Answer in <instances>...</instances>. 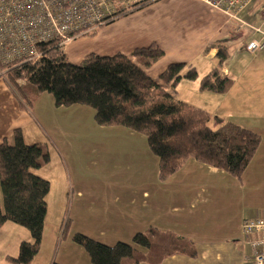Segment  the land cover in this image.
<instances>
[{
    "label": "trees",
    "instance_id": "trees-1",
    "mask_svg": "<svg viewBox=\"0 0 264 264\" xmlns=\"http://www.w3.org/2000/svg\"><path fill=\"white\" fill-rule=\"evenodd\" d=\"M156 1L149 0L135 10ZM135 10L121 13L118 18ZM213 48L218 50V65L200 78L199 89L223 93L227 78L222 70L232 56L231 49L224 42L213 44ZM38 50L43 53L38 61L8 66L7 81L20 107L32 109L39 96L49 93L58 108L81 105L95 109L97 124L124 127L147 137L151 151L159 159V177L163 181L189 160L241 180L261 145L257 132L234 122L213 127L210 113L176 98L183 79H199L193 64L171 63L158 77L151 76L148 69L165 55L158 44L130 54L92 53L79 64L69 61L58 41L39 45ZM49 163V152L40 144H27L20 128L0 143L4 205L0 209V226L12 222L27 229L31 236V241L21 243L18 256H8L9 264H31L41 249L51 183L34 171ZM70 221L65 219L61 238ZM72 239L91 264H161L178 254L197 258L192 240L154 227L134 236L132 244L106 245L79 232Z\"/></svg>",
    "mask_w": 264,
    "mask_h": 264
},
{
    "label": "rangeland",
    "instance_id": "rangeland-1",
    "mask_svg": "<svg viewBox=\"0 0 264 264\" xmlns=\"http://www.w3.org/2000/svg\"><path fill=\"white\" fill-rule=\"evenodd\" d=\"M176 1L165 0L135 10L121 17L115 27L119 26L124 31L126 42L145 38L149 40V27L155 24L163 30L162 35H166L167 31H174L179 42H187L188 30L181 26L184 18L181 14L183 7ZM249 39L248 36H243L240 39L233 38L229 42L232 56L228 61V67L238 70L253 63L249 69L252 70L259 66L260 71L253 75L256 93L251 94V98H258L257 103L264 109V53L260 59L248 54L245 45ZM162 41L167 45L166 40ZM67 50L69 51V47ZM191 64L197 68L199 79L196 81L183 79L178 85L177 99L210 113V124L213 127H218L224 122H234L243 127L251 125V128L262 133L264 129L257 121L252 124L247 114H243L240 108L229 103L227 91L217 93L199 89L200 78L209 73L210 69L217 67L218 58H205L202 54L195 56ZM209 65L211 66L207 70ZM44 94L52 98L54 104L50 108L45 106V103L39 116L44 133L49 137H47L49 141L42 145L50 154V163L44 171L49 177H53L57 172L58 174L60 172L63 180V175L66 176L68 186L66 182L63 183L65 193L66 188L68 189L66 222L68 218L71 221L63 238L61 231L59 239L55 237L56 234H49V238L44 239L39 261H42V264H52L55 261L61 264H87L85 256L88 257L85 251L73 242V234L79 232L106 245H114L117 242L132 244L134 236L148 231L151 225L161 222L163 191L176 188L179 182L177 180L165 185L160 179L159 159L151 151L145 135L124 127L101 126L95 121V109L81 105H78L80 107H77V111L67 107L58 108L54 97L49 93ZM25 112L29 116V113ZM52 146L58 154L52 151ZM261 149L263 151L255 155L250 167L249 178L252 185L259 182L262 184L259 188L262 192L258 193L255 185L249 188L253 193L245 200L241 197L240 190H235L234 194L228 197L226 194L233 191L221 190L223 194L221 191L212 193L213 197L218 195L216 203L219 207L213 210V206L210 205L209 208H199L198 213L195 212L201 216V220L197 227L191 229L197 228L201 237L222 238L228 236L229 232L238 233L237 221L240 220L239 213L244 205L264 203V141ZM235 180L236 184L242 183V180L239 181L237 178ZM211 192L213 189L209 187L207 194ZM149 194L151 199L147 200ZM192 198L189 193L186 199L180 201L190 212H194L190 209ZM166 200L171 204L170 196H166ZM149 204L154 208L153 213L149 210ZM3 206L0 185V207ZM19 228L29 233L27 229ZM48 231L50 232V229ZM51 232L54 233L53 228ZM8 245L14 254L8 256H18L21 242L19 243L16 233L0 243V253ZM70 245L81 250L79 251L81 253L72 250ZM1 254L3 257L0 255V264H9L8 256Z\"/></svg>",
    "mask_w": 264,
    "mask_h": 264
},
{
    "label": "crops",
    "instance_id": "crops-1",
    "mask_svg": "<svg viewBox=\"0 0 264 264\" xmlns=\"http://www.w3.org/2000/svg\"><path fill=\"white\" fill-rule=\"evenodd\" d=\"M161 1L165 0H158L153 4H157ZM176 3H180L183 7L181 14L184 18L182 19L181 26L188 30L187 42H179L177 40V34L174 31H167L166 35H162L163 30L157 24L149 27V31L151 32H149V40L145 38L142 40L136 39L134 42H126V35L124 34V31L119 26L115 27L121 19L118 18L112 23L102 27L95 33V35L79 37L66 44L63 49L70 62L73 61V64H79L87 55L92 53L102 56H112L117 53L130 54L138 48L148 47L155 43L163 48L165 55L162 59L150 67L148 72L151 76L158 77L171 63L185 62L189 64L193 62L195 56L202 54L205 58H217L216 54L218 50L213 48V44L224 42L229 45V42H231L233 38L240 39L243 36H248L250 38L249 42L252 39H256V36L259 37L258 39L261 38L260 34H253L251 30L246 27H235L229 22L226 15L212 10L200 0H177ZM252 15V22L254 24L256 23V25L259 24L258 26H260L261 20L254 11L252 12ZM198 20L199 22H196ZM162 38L167 41V45L163 43ZM171 39H173V41H171ZM67 47H69L70 52L67 50ZM247 53L250 54L249 52ZM263 53L264 50L255 55H250L253 56V58L256 57L257 59H260ZM252 65L253 63H249L242 69L238 70L234 67H228L227 65V67L222 70L223 75L227 78L225 91H227L229 103L231 105L236 108H240L243 114H247L252 124L257 121L264 129V109L257 103L258 98H251V94L256 93V85L253 83L255 79L253 75L259 72L260 68L259 66H255L252 70H249ZM210 66L211 65L207 67V70H209ZM211 70L212 69H210V71ZM0 80L2 81L0 82V143L5 138H10L12 132L17 128L22 130L24 140L27 144L44 145L47 143L49 141L47 139L48 134L46 133L45 135L44 126L40 122L39 116L40 113H42L41 109L45 103V106H49L50 108L54 106L52 98L42 94L38 97L32 109H22L20 107L19 99L11 89L9 82L3 77H1ZM77 107L80 106L77 105L67 107V109L77 111ZM25 111L29 113V116L25 114ZM250 126L251 125H248L246 128L257 132L260 136H263L264 130L261 131L263 133L262 134ZM263 141L264 137L261 139V145L256 155L259 151L260 153L263 151L261 149ZM52 151L55 154H58L53 146ZM254 158L241 179L242 183L239 182L240 180L238 181L240 184H236L237 181L234 177L230 176L232 177L230 178L227 176L228 174L214 167L200 164L195 160H189L181 170L164 181L165 185L166 183L167 185H170V183L177 180L179 183L176 188H169L171 193H169V189L163 191L162 220L160 223L151 225L150 227L156 226V228L158 227V229L160 228L162 231H170L192 240L197 249V258H191L178 254L165 259L161 264H245V259L250 254L249 241L257 240L261 237V235L255 234L248 237L245 236L242 232V223L246 218L264 219V203L258 202L255 205H251L249 203L244 205L239 213L240 220L237 221L239 235L238 233L229 232L228 236L222 238L201 237V233L197 228L194 230L191 228L194 226L197 227V224L200 222L199 220H201V216L197 214V210L199 208H209L210 205H212L213 210H215L219 207L216 203L218 195L213 197L212 193H217L221 190L233 191V193L226 194V197H228L232 196L235 190H240L241 197L245 200L253 193L249 188H252L255 185V189L258 190V193L262 192L259 189L262 186L259 181V184H250V167ZM45 167L34 171L35 174L50 181L51 190L46 198L48 213L45 220L41 249L31 264H39L42 262L39 261V258L43 248L44 239L49 238V234H56L57 236L55 235V237L59 239L61 231H63V223L67 217L68 205L66 195H68V189L66 188L65 193L63 184L66 182V186H68L66 176L63 175V180V178L60 177V172L59 174L57 172L53 175V177H49L44 171ZM209 187L213 189L211 194H207ZM189 193H191V196L193 197L190 201V209L194 212L187 211L184 203L183 205L180 203L181 200L186 199V196ZM223 193L224 192H222V194ZM256 193L257 191L254 192L255 195ZM206 194L211 197L212 201ZM145 196L146 193L144 194V197ZM166 196H170L172 205L168 200H166ZM148 199H151L150 194L147 197V200ZM198 199L203 201H198ZM201 203L203 204L201 205ZM0 209L2 208L0 207ZM149 210L152 211V213L154 212V208L151 207L150 204ZM169 210H172V212L170 213ZM172 214L178 215L172 216ZM19 227L20 226L12 222H7L3 226H0V243L10 239L12 234L15 233L18 236L19 243H22L23 241H31L30 234L28 232H24V230ZM52 228L54 233L51 232ZM48 229H50V232ZM70 248L72 250L75 249L72 248L71 245ZM75 251L81 253L79 252L81 250L75 249ZM66 252H68V250ZM1 253H3L6 257L8 255H14L12 254L10 245H8V247ZM1 253L0 255L3 257ZM85 259L86 262L88 261L87 264H91L86 256Z\"/></svg>",
    "mask_w": 264,
    "mask_h": 264
},
{
    "label": "built area",
    "instance_id": "built-area-1",
    "mask_svg": "<svg viewBox=\"0 0 264 264\" xmlns=\"http://www.w3.org/2000/svg\"><path fill=\"white\" fill-rule=\"evenodd\" d=\"M149 0H0V78L7 80L8 66L36 62L43 53L38 46L58 41L64 48L69 42L90 36ZM214 11L227 16L237 28H248L260 39H252L246 51L255 55L264 50V0H200ZM261 20L256 26L252 12ZM245 236L250 240V254L245 264H264V219L246 218Z\"/></svg>",
    "mask_w": 264,
    "mask_h": 264
}]
</instances>
